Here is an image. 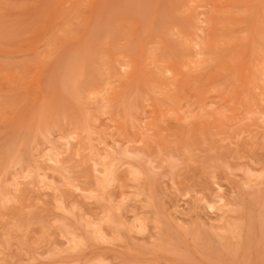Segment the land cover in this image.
I'll return each mask as SVG.
<instances>
[{
    "label": "rangeland",
    "instance_id": "374dc122",
    "mask_svg": "<svg viewBox=\"0 0 264 264\" xmlns=\"http://www.w3.org/2000/svg\"><path fill=\"white\" fill-rule=\"evenodd\" d=\"M0 264H264V0H0Z\"/></svg>",
    "mask_w": 264,
    "mask_h": 264
},
{
    "label": "bare ground",
    "instance_id": "6f19581e",
    "mask_svg": "<svg viewBox=\"0 0 264 264\" xmlns=\"http://www.w3.org/2000/svg\"><path fill=\"white\" fill-rule=\"evenodd\" d=\"M251 37V36H250ZM252 54V53H251ZM253 56V55H252Z\"/></svg>",
    "mask_w": 264,
    "mask_h": 264
}]
</instances>
